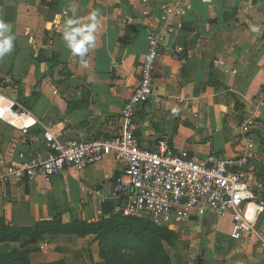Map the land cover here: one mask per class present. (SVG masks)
Instances as JSON below:
<instances>
[{
    "label": "crops",
    "instance_id": "0c3cea01",
    "mask_svg": "<svg viewBox=\"0 0 264 264\" xmlns=\"http://www.w3.org/2000/svg\"><path fill=\"white\" fill-rule=\"evenodd\" d=\"M94 10L100 26L82 61L62 39L64 22L87 23ZM0 19L15 36L12 52L0 59V223L23 228L55 216L70 223L108 218L104 211L116 215L114 178L122 166L112 156L81 172L64 167L48 183L2 177L11 163L46 156L44 129L62 141L117 137L152 32L162 44L154 97L136 114L141 146L154 149L164 140L191 157H234L244 144L240 126L253 118L249 159L240 171L264 179V0H0ZM17 104L28 116L13 111ZM213 217L206 226L200 219L168 227L182 235L170 246L172 264H264L254 238L232 239L230 218H221H229L223 226ZM256 229L264 235V214ZM20 246L0 243V254ZM30 250L31 264L103 263L94 235H50Z\"/></svg>",
    "mask_w": 264,
    "mask_h": 264
},
{
    "label": "built area",
    "instance_id": "2783aa9c",
    "mask_svg": "<svg viewBox=\"0 0 264 264\" xmlns=\"http://www.w3.org/2000/svg\"><path fill=\"white\" fill-rule=\"evenodd\" d=\"M171 32L173 29L168 28L167 33ZM161 44L162 37L157 32L148 35L137 85L120 110L121 133L117 137L62 141L50 129H44L46 156L34 153L18 164L11 163L3 182H31L41 178L48 183L64 167L81 172L112 156L122 166L114 178L118 199L115 214L129 218L147 216L162 227L197 222L206 215L229 217L232 239L254 238L264 248V235L256 229L258 219L264 214V179L240 171L249 159L248 146L256 124L253 118L240 126L244 144L234 157L214 154L190 157L186 151L175 153L164 140L157 142L154 149H146L137 139L136 114L141 105L154 97V71ZM13 111L21 117L28 116L27 110L18 104ZM29 129L27 126L20 131L27 134ZM48 248L47 242L39 247L42 252Z\"/></svg>",
    "mask_w": 264,
    "mask_h": 264
},
{
    "label": "trees",
    "instance_id": "16d2710c",
    "mask_svg": "<svg viewBox=\"0 0 264 264\" xmlns=\"http://www.w3.org/2000/svg\"><path fill=\"white\" fill-rule=\"evenodd\" d=\"M56 234L78 237L94 235L99 243L102 264H119L114 258L113 251L115 250L116 253L117 249L122 246L131 248L135 254L138 250L143 252L140 263L136 264L144 262L146 264H167L168 258L164 254L161 243L163 241L171 243L175 239V232L168 227L151 224L140 218L123 217L120 214H109L108 218L102 217L97 222L75 221L70 223H62L60 217L55 216L51 221H41L23 228L10 227L2 221L0 223V243L19 242L21 246L20 250L0 254V264H31L29 261L30 247L36 245L39 240ZM109 235L116 239V243L111 245V250L106 255L104 246L109 247L110 245L107 238ZM125 240L128 241L123 243ZM122 264L132 263L124 260Z\"/></svg>",
    "mask_w": 264,
    "mask_h": 264
},
{
    "label": "clouds",
    "instance_id": "9594fccd",
    "mask_svg": "<svg viewBox=\"0 0 264 264\" xmlns=\"http://www.w3.org/2000/svg\"><path fill=\"white\" fill-rule=\"evenodd\" d=\"M99 15V12L94 10L89 14L87 23L82 24L80 19L73 18L64 22L62 39L70 53L80 57L82 61L88 51L95 47L96 32L100 26ZM251 31L259 33L260 27L252 26ZM14 40L11 23L0 19V59L12 52Z\"/></svg>",
    "mask_w": 264,
    "mask_h": 264
},
{
    "label": "rangeland",
    "instance_id": "374dc122",
    "mask_svg": "<svg viewBox=\"0 0 264 264\" xmlns=\"http://www.w3.org/2000/svg\"><path fill=\"white\" fill-rule=\"evenodd\" d=\"M103 214L105 215H108V214H110V212L109 211H104L103 212ZM211 216V215H210ZM210 216H208V215H206V216H204V217H202L201 218V221H203V225L204 226H206V221H207V218L208 217H210ZM141 220H145L146 222H149V223H151V224H155L149 217H147V216H143L142 218H140ZM213 221H216V222H219L220 223V225H223V226H227V225H229V218H224V219H219V218H215V217H213ZM180 236H182L181 235V233H179V234H176L175 233V239H177L178 237H180ZM108 240H109V242H110V245H108L109 247H106V246H104V252H105V254L107 255L109 252H110V250H111V245L113 244V243H116V239L112 236V235H109L108 237ZM101 239V238H100ZM174 239V240H175ZM173 240V241H174ZM97 241V240H96ZM126 241H128V240H125L123 243H125ZM172 241V242H173ZM172 242L171 243H168V242H165V241H163L162 243H161V247L163 248V251H164V254H165V256L168 258V260H167V264H172L174 261H175V256L174 255H172L171 253H172V249L170 248V246H171V244H172ZM19 243V242H18ZM97 243H98V241H97ZM122 243V244H123ZM20 244V243H19ZM99 244V243H98ZM102 245H104V244H102ZM107 245V244H106ZM138 249V248H137ZM143 249H145L144 247H143ZM114 250V249H113ZM156 251V250H155ZM142 251H140V250H138V251H136V254L133 252V250H131V248H129V247H127V246H122V247H120V249L118 248L117 249V251H116V253H115V250L113 251V254H114V258L115 259H117V263H119V264H122V262H124V260L125 261H127V262H130V263H132V264H136V263H140V257H141V255H142ZM99 256H100V253H99ZM101 258V257H100ZM104 258H105V256H104ZM107 258V257H106ZM101 260H102V262H103V259L101 258ZM143 264H146V262H144Z\"/></svg>",
    "mask_w": 264,
    "mask_h": 264
},
{
    "label": "water",
    "instance_id": "95a60500",
    "mask_svg": "<svg viewBox=\"0 0 264 264\" xmlns=\"http://www.w3.org/2000/svg\"><path fill=\"white\" fill-rule=\"evenodd\" d=\"M190 157H191V156H190ZM124 204H125V203L123 202V205H124ZM170 230H172V228H170ZM197 264H202L201 259H198Z\"/></svg>",
    "mask_w": 264,
    "mask_h": 264
}]
</instances>
